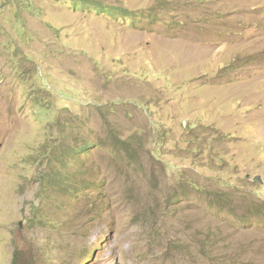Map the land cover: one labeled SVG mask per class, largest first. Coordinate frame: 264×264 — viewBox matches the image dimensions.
<instances>
[{"label": "rangeland", "instance_id": "obj_1", "mask_svg": "<svg viewBox=\"0 0 264 264\" xmlns=\"http://www.w3.org/2000/svg\"><path fill=\"white\" fill-rule=\"evenodd\" d=\"M253 121L264 0H0V264H264Z\"/></svg>", "mask_w": 264, "mask_h": 264}, {"label": "crops", "instance_id": "obj_2", "mask_svg": "<svg viewBox=\"0 0 264 264\" xmlns=\"http://www.w3.org/2000/svg\"><path fill=\"white\" fill-rule=\"evenodd\" d=\"M224 32H217V35H222ZM229 34V33H228ZM238 35H239V39H236L234 41H230L228 42V39L225 38L224 41L221 43V44H224L225 45H228V44H239L240 42H242V29L239 30L238 32ZM194 48H197V49H194ZM191 49L192 51L190 52L191 54V60H192V66L194 65V68H195V65L198 64L199 61H201L200 59V52H199V46L196 45V44H191ZM206 51H210L209 49H207ZM240 67H242V65H240ZM256 78L258 79H261L262 78V75H259L258 77L256 76ZM252 109V107H251ZM246 111V110H244ZM249 111H251L249 109ZM255 110L253 109V112ZM259 121H253V122H250L248 124H245L243 127H242V130H243V133L245 134V136H252L254 137V139L259 140V142L262 144V150L261 152L263 153L264 152V123H261ZM258 158V157H257ZM262 159L264 161V156L262 155Z\"/></svg>", "mask_w": 264, "mask_h": 264}, {"label": "trees", "instance_id": "obj_3", "mask_svg": "<svg viewBox=\"0 0 264 264\" xmlns=\"http://www.w3.org/2000/svg\"><path fill=\"white\" fill-rule=\"evenodd\" d=\"M114 10H116L115 12H117L119 9H118V10H117L116 8H114L113 10H112V9H110L109 11H107V13H108V14H110V13H112V14H113V13H115V12H113ZM119 11H121V10H119ZM122 11H123V10H122ZM123 13L125 14L126 12H123ZM124 16H125V15H124ZM124 16H123V17H124ZM236 62H237V64H238V67H239V59H237V61H236ZM235 66H237V65H235ZM238 67H237V68H238ZM255 179H256V180H259V177H258V176H256V177H255Z\"/></svg>", "mask_w": 264, "mask_h": 264}]
</instances>
